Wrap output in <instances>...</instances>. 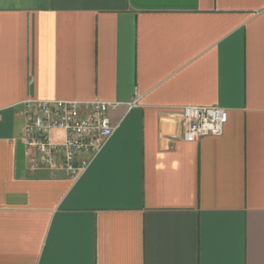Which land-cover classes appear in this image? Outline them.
Returning <instances> with one entry per match:
<instances>
[{"label":"crops","instance_id":"obj_1","mask_svg":"<svg viewBox=\"0 0 264 264\" xmlns=\"http://www.w3.org/2000/svg\"><path fill=\"white\" fill-rule=\"evenodd\" d=\"M27 100L116 129L75 180L30 171ZM0 264H264V0H0Z\"/></svg>","mask_w":264,"mask_h":264},{"label":"built area","instance_id":"obj_2","mask_svg":"<svg viewBox=\"0 0 264 264\" xmlns=\"http://www.w3.org/2000/svg\"><path fill=\"white\" fill-rule=\"evenodd\" d=\"M136 104L134 101L127 107ZM20 107L25 119L22 141L30 171L62 172L75 180L116 129L108 117L116 107L112 103L27 100ZM180 117L187 143L221 136L227 122L226 110L219 107H184Z\"/></svg>","mask_w":264,"mask_h":264}]
</instances>
